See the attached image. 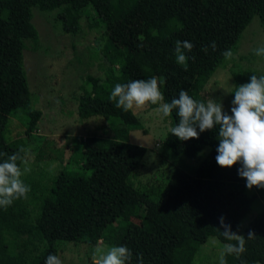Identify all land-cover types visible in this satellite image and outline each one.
I'll return each instance as SVG.
<instances>
[{
    "label": "trees",
    "instance_id": "1",
    "mask_svg": "<svg viewBox=\"0 0 264 264\" xmlns=\"http://www.w3.org/2000/svg\"><path fill=\"white\" fill-rule=\"evenodd\" d=\"M141 3L164 25L163 32L141 51L117 57L111 74L85 75L80 87L78 117L106 119L109 138L89 139L90 154L75 144L65 167L52 176L41 193L31 188L32 180L22 178L30 185L27 197L0 208V264H44L48 253L58 256L60 242L94 246L99 241L126 244L133 253L128 264H136V253L141 254L143 264H193L209 237L227 242L219 231L223 225L235 231L250 212L256 194L264 200V187L253 186L255 195L248 194L244 179L237 175V164H216V127L183 141L168 132L160 149L170 151L168 160L175 167L167 177L164 175L165 183L154 181L141 190L134 189L129 178L142 165L146 149L131 144L128 134L130 130L146 131L130 109L117 108L115 101L108 99L116 82L157 75L165 77L166 101L178 96L181 88L206 101V84L233 55L254 15L264 30V0H0V48L10 14L21 47L33 49L38 36L31 24L32 7L40 11L62 9L57 13L60 20L74 13L69 30L77 34L81 17L89 26L107 30ZM177 39L193 44L186 52L190 57L186 68L174 59L172 49ZM210 41H215V49L202 50ZM252 74L264 73L249 68L233 71L234 86L247 82ZM148 107L155 109L156 105ZM41 114L32 107L23 69L15 75L0 72V159L16 153L21 166L27 142L22 137H8L10 118L17 119L24 128L23 135L29 137ZM169 117L171 125L178 120L175 109ZM206 148L196 166L180 160L185 157L192 161ZM74 165L88 172L68 169ZM139 210H150L152 218L133 222L131 216ZM249 231L253 234L250 238ZM243 236L244 252L226 254L227 264H264V209L251 220Z\"/></svg>",
    "mask_w": 264,
    "mask_h": 264
},
{
    "label": "rangeland",
    "instance_id": "2",
    "mask_svg": "<svg viewBox=\"0 0 264 264\" xmlns=\"http://www.w3.org/2000/svg\"><path fill=\"white\" fill-rule=\"evenodd\" d=\"M61 11H40L32 7L31 24L38 36L33 49L21 47L14 28L13 14H10L0 48V72L15 75L22 68L31 94L32 107L42 113L35 132L29 137L23 135L24 128L15 118H10L7 127L10 139L22 137L27 142L21 168L25 167L26 162L28 170L22 178L32 180L31 188L37 193L43 192L52 176L65 167L75 144L82 145L90 154V144L87 143L89 139L110 136L106 119H80L77 115L78 97L85 75L111 74L117 57L141 51L156 34L164 30V25L144 3L136 6L124 20L115 21L107 30L91 27L87 19L81 17V29L77 34L69 30L74 13L60 20L57 13ZM260 45H264V30L258 16L254 15L241 33L233 55L216 69L206 84L203 91L205 98L219 100L227 111L235 88L232 72L249 68L264 73V56H257L253 52ZM130 110L142 120L146 133L130 130L129 142L144 147L146 153L142 165L129 178V182L137 190L154 181L165 183L166 177L175 167L168 160L170 151L160 149L169 132L171 118H161L148 105L134 106ZM207 151V148L204 149L192 161L185 157L180 160H185V165L196 166ZM68 169L81 174L88 172L83 173L75 165ZM247 192L250 195L256 193L253 188H248ZM263 209L264 200L256 194L250 212L240 221L235 232L244 235L251 220ZM143 218L151 219L152 212L139 210L131 216L135 223ZM108 246L100 241L94 246L60 242L58 256L63 264H94L95 255L107 251ZM221 246L222 243L216 238L209 237L200 246L193 264H218Z\"/></svg>",
    "mask_w": 264,
    "mask_h": 264
},
{
    "label": "clouds",
    "instance_id": "3",
    "mask_svg": "<svg viewBox=\"0 0 264 264\" xmlns=\"http://www.w3.org/2000/svg\"><path fill=\"white\" fill-rule=\"evenodd\" d=\"M215 49V41L202 46L207 51ZM193 48L189 40L174 42L172 49L175 62L187 67L190 59L186 55ZM257 56H264V45L253 49ZM165 77L151 75L147 79H130L116 82L108 99L115 101L117 108L129 110L134 106L156 105L155 111L161 118L169 117L175 109L178 120L170 125L168 131L179 140L197 138L205 130L218 129V143L215 148V162L220 167L238 165L237 175L244 179L245 187H264V74H252L248 81L235 86L227 111L219 100L206 101L193 98L181 88L178 96L170 101L164 99ZM2 155V154H0ZM18 156L12 153L0 159V208L12 205L18 198H26L30 185L22 179L27 172L17 163ZM220 234L227 242L222 243L218 264H227L225 255H239L245 250V237L223 225ZM251 231L247 237H252ZM215 239V238H214ZM232 241H235L233 243ZM132 250L126 244L110 245L107 251L95 255L94 264H128L132 260ZM136 264H143L140 253H136ZM44 264H63L59 256L48 253ZM259 264V262H256Z\"/></svg>",
    "mask_w": 264,
    "mask_h": 264
},
{
    "label": "bare ground",
    "instance_id": "4",
    "mask_svg": "<svg viewBox=\"0 0 264 264\" xmlns=\"http://www.w3.org/2000/svg\"><path fill=\"white\" fill-rule=\"evenodd\" d=\"M201 252V251H200Z\"/></svg>",
    "mask_w": 264,
    "mask_h": 264
}]
</instances>
